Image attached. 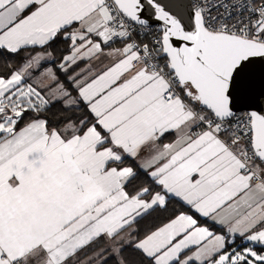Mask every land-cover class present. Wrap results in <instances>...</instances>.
Wrapping results in <instances>:
<instances>
[{
  "label": "snow or ice",
  "instance_id": "6c2138e0",
  "mask_svg": "<svg viewBox=\"0 0 264 264\" xmlns=\"http://www.w3.org/2000/svg\"><path fill=\"white\" fill-rule=\"evenodd\" d=\"M22 53L0 264H264V0H0Z\"/></svg>",
  "mask_w": 264,
  "mask_h": 264
},
{
  "label": "trees",
  "instance_id": "16d2710c",
  "mask_svg": "<svg viewBox=\"0 0 264 264\" xmlns=\"http://www.w3.org/2000/svg\"><path fill=\"white\" fill-rule=\"evenodd\" d=\"M62 47V45H61ZM26 54L22 53L21 57H17V58H12V57H8V56H4V57H0V73H7L9 71V65L12 68L17 67L18 65H20L22 63V59ZM58 107V105H57ZM145 183L149 182V178L144 177L143 178ZM172 209H177V210H185L187 211V207L179 200L174 199V198H170V204H169V211L167 213H154L153 217H149V220H152L155 216H167L171 214ZM147 222V221H146ZM218 231V227L217 229H215Z\"/></svg>",
  "mask_w": 264,
  "mask_h": 264
},
{
  "label": "built area",
  "instance_id": "2783aa9c",
  "mask_svg": "<svg viewBox=\"0 0 264 264\" xmlns=\"http://www.w3.org/2000/svg\"><path fill=\"white\" fill-rule=\"evenodd\" d=\"M213 14H215V12ZM153 27H155V23L153 24ZM135 28H136L137 31L141 32V38H143V31L140 29V27L139 26H135Z\"/></svg>",
  "mask_w": 264,
  "mask_h": 264
},
{
  "label": "crops",
  "instance_id": "0c3cea01",
  "mask_svg": "<svg viewBox=\"0 0 264 264\" xmlns=\"http://www.w3.org/2000/svg\"><path fill=\"white\" fill-rule=\"evenodd\" d=\"M117 46H120L119 44H117ZM49 66H51V65H49ZM171 139V137H169L168 139H166L165 140V142H168V140H170ZM169 198H174V199H177V200H179V198H176V197H172L171 196V194H169ZM180 201V200H179ZM182 202V201H181ZM183 203V202H182ZM184 204V203H183Z\"/></svg>",
  "mask_w": 264,
  "mask_h": 264
},
{
  "label": "rangeland",
  "instance_id": "374dc122",
  "mask_svg": "<svg viewBox=\"0 0 264 264\" xmlns=\"http://www.w3.org/2000/svg\"><path fill=\"white\" fill-rule=\"evenodd\" d=\"M33 79H34V77H33ZM29 82H32V81L30 80Z\"/></svg>",
  "mask_w": 264,
  "mask_h": 264
},
{
  "label": "water",
  "instance_id": "95a60500",
  "mask_svg": "<svg viewBox=\"0 0 264 264\" xmlns=\"http://www.w3.org/2000/svg\"><path fill=\"white\" fill-rule=\"evenodd\" d=\"M153 24H154V22H153Z\"/></svg>",
  "mask_w": 264,
  "mask_h": 264
}]
</instances>
